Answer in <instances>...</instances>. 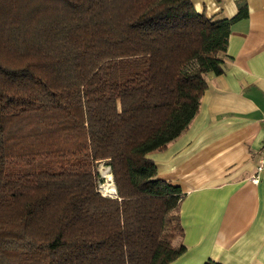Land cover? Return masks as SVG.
<instances>
[{
    "label": "trees",
    "instance_id": "obj_1",
    "mask_svg": "<svg viewBox=\"0 0 264 264\" xmlns=\"http://www.w3.org/2000/svg\"><path fill=\"white\" fill-rule=\"evenodd\" d=\"M236 9L216 20L192 0H0V264L185 253V195L147 155L186 130L223 72L230 26L248 15Z\"/></svg>",
    "mask_w": 264,
    "mask_h": 264
},
{
    "label": "crops",
    "instance_id": "obj_2",
    "mask_svg": "<svg viewBox=\"0 0 264 264\" xmlns=\"http://www.w3.org/2000/svg\"><path fill=\"white\" fill-rule=\"evenodd\" d=\"M224 68L209 74L198 113L162 151L147 155L157 178L178 186L185 253L173 264H264V0H192L195 10L231 19Z\"/></svg>",
    "mask_w": 264,
    "mask_h": 264
},
{
    "label": "rangeland",
    "instance_id": "obj_3",
    "mask_svg": "<svg viewBox=\"0 0 264 264\" xmlns=\"http://www.w3.org/2000/svg\"><path fill=\"white\" fill-rule=\"evenodd\" d=\"M97 172L99 174V177L102 180V183L99 184V191L104 196H114L115 193H110V188L113 185L109 179H107L108 176L111 177L109 173V169L105 165V163L100 162L97 165Z\"/></svg>",
    "mask_w": 264,
    "mask_h": 264
},
{
    "label": "built area",
    "instance_id": "obj_4",
    "mask_svg": "<svg viewBox=\"0 0 264 264\" xmlns=\"http://www.w3.org/2000/svg\"><path fill=\"white\" fill-rule=\"evenodd\" d=\"M262 122L264 123V115L262 118ZM263 169H264V147L260 151L258 161H257V165L255 168V173L253 176H251L250 181L253 183H256L258 180V176H259L260 172H262Z\"/></svg>",
    "mask_w": 264,
    "mask_h": 264
},
{
    "label": "bare ground",
    "instance_id": "obj_5",
    "mask_svg": "<svg viewBox=\"0 0 264 264\" xmlns=\"http://www.w3.org/2000/svg\"><path fill=\"white\" fill-rule=\"evenodd\" d=\"M107 179H109L111 181V183H112V178L110 176H108ZM110 193H115V189H114L113 185L110 188Z\"/></svg>",
    "mask_w": 264,
    "mask_h": 264
}]
</instances>
